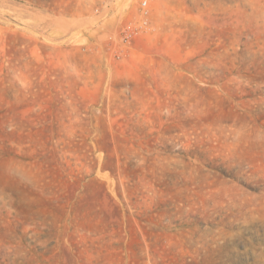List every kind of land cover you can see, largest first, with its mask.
I'll list each match as a JSON object with an SVG mask.
<instances>
[{"label":"rangeland","instance_id":"374dc122","mask_svg":"<svg viewBox=\"0 0 264 264\" xmlns=\"http://www.w3.org/2000/svg\"><path fill=\"white\" fill-rule=\"evenodd\" d=\"M144 1L0 0V264H264V0Z\"/></svg>","mask_w":264,"mask_h":264},{"label":"built area","instance_id":"2783aa9c","mask_svg":"<svg viewBox=\"0 0 264 264\" xmlns=\"http://www.w3.org/2000/svg\"><path fill=\"white\" fill-rule=\"evenodd\" d=\"M147 1L145 0L144 1V4H146ZM143 23L137 25L136 27H132V24H129L127 29L125 30V37L128 38V37H132L134 35V33H136L137 30H140V28L143 27Z\"/></svg>","mask_w":264,"mask_h":264}]
</instances>
